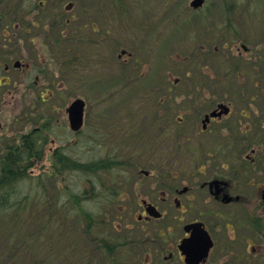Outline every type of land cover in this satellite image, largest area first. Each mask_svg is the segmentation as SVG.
<instances>
[{
	"label": "flooded vegetation",
	"instance_id": "obj_1",
	"mask_svg": "<svg viewBox=\"0 0 264 264\" xmlns=\"http://www.w3.org/2000/svg\"><path fill=\"white\" fill-rule=\"evenodd\" d=\"M25 4L0 0V142L11 148L5 146L11 138L6 111L15 97L17 70L26 107L20 116H34L37 105L40 114L15 146L26 151L24 137L31 134L27 146L35 155L25 163L43 165L48 148L55 168L61 148L51 150L48 144L56 139L48 141L45 130L59 124L46 108L55 109L57 93L48 74L52 66L41 62L44 53L55 55L66 72V32L60 31L56 8L49 10L45 1ZM49 20L55 23L51 30ZM250 20L257 22L244 34L230 28L215 41L219 35L208 33L194 47L201 53L198 84L195 94L187 89L181 97L180 110L168 84L153 104L159 116H119V195L105 201L119 209V264H128L124 253L131 251L130 257L137 256L129 264H264V16L254 12ZM183 65L194 61L185 57ZM86 117L79 129H71L67 116L64 127L72 134L84 127L90 135L106 130L103 117ZM125 216L133 222L124 223Z\"/></svg>",
	"mask_w": 264,
	"mask_h": 264
},
{
	"label": "rangeland",
	"instance_id": "obj_2",
	"mask_svg": "<svg viewBox=\"0 0 264 264\" xmlns=\"http://www.w3.org/2000/svg\"><path fill=\"white\" fill-rule=\"evenodd\" d=\"M12 1L18 2L19 0ZM20 1L26 3L27 8L31 7L35 1H45L47 6H51L49 10L57 9L58 12L53 13L58 15L59 28L66 32L62 41L69 47L66 54L60 52L61 56L62 54L65 55V59L80 58L81 54L78 53L80 34L86 40H94L99 36L102 38V60L98 62L92 60L91 66L88 62L87 66L79 70L81 76L72 73L70 76L62 75L61 63L57 62L55 55L51 56L49 53H44L42 56L44 61L41 62L45 67L52 66L53 68L48 74L54 78L55 82L52 87L55 91L54 94L57 93L52 101L55 109L46 108L48 109L47 114L54 119L57 118L59 122L53 129L45 130V133H48V141H51L52 138L56 139L54 143L48 144L51 146V150L60 146L61 151L58 152V166L52 168L53 153L46 148L47 158H45L43 165L35 164L29 168V173L32 178L39 180L41 193H45L46 206L44 208L49 209L54 201L58 203L60 200L63 201V208L73 211V217L69 223L76 224L74 228L79 233L82 232L83 225V217L81 216L83 213L81 212L87 216L98 218L96 222L103 220V225L105 224L104 218L97 211L100 209L98 201L106 198L110 192L119 195V148L115 145L114 135L106 136L101 139V141L106 139V142L99 144V139L96 136L87 134V127L75 134L69 132L64 127L65 124H68L65 108L69 102L80 97L85 101L86 119L94 120L103 117L107 121L116 116L119 117V108L124 105V99L134 95L138 88L153 90L152 93L157 95L153 98V105L164 94L165 87H168L169 84L173 89L171 93L177 98L174 100L176 108L180 110L183 103L181 97L188 93L187 89L194 94L196 93L194 86L198 84L197 71L200 69L197 67L200 65V61L197 63V59L201 58V53H198L199 51L194 47L198 49L199 41L202 38H208V33L219 35L214 37L216 38L215 41L223 40L222 38L227 37L233 28L244 34L252 26L251 22H257L250 20L254 16V12L258 18L264 16V0L263 3H261L262 0H203L202 7H194L191 4L192 0H120L119 8L114 7L112 0ZM249 13L253 16H249ZM48 22L46 27L51 30L55 23H52L51 20ZM116 29L119 32H116ZM107 30H114L117 34L115 35V32L114 35L107 33ZM11 43L14 44V42ZM52 54L54 53L52 52ZM185 57L192 59L194 65L184 66ZM94 58L96 59V56ZM3 60L4 58L0 55V63ZM0 72H2L1 66ZM84 73L85 76H83ZM175 78L179 80L177 84L174 82ZM12 80L16 81L14 84L12 83L15 97L12 98L9 110L6 111V114H10L7 121V132L11 138L5 141V146L10 145L11 150L14 149L15 145L22 144L19 141L20 134L29 132L36 126L40 114L38 109L40 106L37 105V109L32 112L34 116H20L26 111V107H24V95L20 94L23 85L18 83L19 72L17 70L12 71ZM57 82L59 85L56 84ZM183 82L187 83L183 84ZM61 83H63L62 87L60 86ZM14 85L17 87L15 88ZM36 103L41 105L40 101ZM188 104L190 108L193 107V103L188 102ZM141 107V110H144L146 108L145 103L139 106L138 111ZM135 109L137 111V108ZM194 111L196 112V109ZM187 113H192V109ZM105 126L107 128V122ZM104 134L105 131H102V136ZM117 141L119 143V138ZM2 146L3 143L0 142V161L5 159L9 150L2 148ZM115 155L118 157L116 158ZM107 156L110 158L108 159ZM111 158L113 159L110 160ZM99 159H108L104 162L106 167L92 168L93 164L102 165V163L101 165L98 164ZM70 162L76 165L75 168L80 166L82 169L86 166L88 169L74 170V167L71 168ZM129 170L131 171L130 168ZM107 172H112L111 174H115L116 177L109 179L108 175L105 174ZM99 174L101 175L100 178L97 176ZM127 176H131L130 172H127ZM23 182L28 183L27 180ZM92 193H95L98 198H91L90 194ZM115 199L117 200L116 196ZM115 203L109 205L112 208L106 207L105 211L107 209L118 211L117 216L113 211L107 212L109 215L107 217L112 223L118 225L119 209L114 205ZM123 218L124 223L133 222L131 216ZM40 227L41 225L37 223L31 227L29 232L27 231L28 228L24 230L22 226L23 232L14 240L6 241L7 245H4V239H0V245L3 246L0 251V257L3 258H0V261H4L6 264H36L39 262L40 257L45 256V244L49 246L50 242L43 239L38 242L26 243L25 241L24 243V233L25 231L36 233L40 231ZM106 229L108 228L99 226L95 228V231L101 234ZM121 233L119 232V237ZM115 234L111 231L110 236ZM56 238H61L60 230ZM57 241L59 246L51 244L54 249H50V252L55 251L57 253L58 248L60 250L61 241ZM82 241L84 247L87 248L93 243L87 239ZM22 245L29 246L30 249L27 250L29 254L26 251L24 253L25 249ZM20 252H23L24 256L21 259L14 258ZM131 252L124 253L127 258L124 260L128 264L131 261L136 262L137 253L130 257ZM143 252L144 249L139 250L138 256L142 258ZM93 259L92 264H119L118 256L107 258L103 254ZM54 262L59 264L56 259Z\"/></svg>",
	"mask_w": 264,
	"mask_h": 264
},
{
	"label": "trees",
	"instance_id": "obj_3",
	"mask_svg": "<svg viewBox=\"0 0 264 264\" xmlns=\"http://www.w3.org/2000/svg\"><path fill=\"white\" fill-rule=\"evenodd\" d=\"M112 1H114V7L119 8V4H121L120 0ZM117 26L119 28V22ZM60 31L62 32L63 29H61ZM114 32V30H107V33L113 35ZM116 32H119V30L116 29ZM116 32L115 35L117 34ZM82 36V34H80L79 36L80 48L78 49V53L81 54L80 58H66V72H62V74L64 75L70 76L72 73L76 76H81L79 74V70L87 66L88 62L91 66L92 60H96L97 62L99 60H102V38H100L99 36L94 40H86L83 39ZM94 56H96V59L94 58ZM85 75L86 74L84 73L83 76ZM152 91L153 90L147 88H138L134 95L124 99V105H121V107L119 108V116H159L157 109L152 105L154 98ZM156 96L157 95L155 94V97ZM162 101L163 100L161 99V102ZM144 103L146 108H144V110H141V107L138 111L139 106ZM135 108H137V111ZM101 134H99L98 136H94L101 140ZM109 135L115 136V145L117 146V148H119V143L117 141L119 138L118 116L113 119L107 120V128L105 130V134L104 136H101V138L103 139ZM31 142V134L26 135L24 137V145L25 147H27V150L22 151V146H14V150L10 151L6 155L5 159L1 161L0 239H4V245H7L6 241L14 240L23 232L22 226L24 230L28 228L27 231L30 232L31 227L39 223L41 225L40 231L36 233H28L25 231L24 233V243L25 241L26 243H29L30 241L38 242L43 239H46L48 240V242H50L49 246H47L46 244L44 246V250L46 251L45 256L40 257L39 255L40 260L39 262H36V264H55V259L59 261V264H92L94 257H98L99 255L103 254L107 258H110V256H112L113 258H116L118 256L119 258V228H117V224H113L110 218H108L109 215H107V212L113 210L107 209L105 211V208L111 205H106L105 201L113 199L115 194L110 192L106 198L100 199L98 201L100 209H97V211L102 214L101 217L104 218L105 224L102 225L103 220H98V222H96L98 218L87 216L84 212H81L83 213L81 214V216L83 217L82 232H76L77 230L76 228H74L76 224L74 225L72 223H69V221L73 217V211H68L63 208V201L60 200L61 202L59 201V203L54 201L51 203L49 209L44 208L46 206V200L44 196L45 193H41V185L39 180L30 176L29 168L32 167L30 166V163H25L26 161H31L32 154L33 156L35 155L34 152H31L30 146H27V144L31 145ZM104 142H106V139L104 140ZM112 146L114 145L112 144ZM107 157L108 159L110 158L109 156ZM115 157L117 158L118 155H115ZM108 159H99L98 164L101 165L102 163V165L97 166L93 164L91 167L102 168L105 166L104 162H106V160ZM112 159L113 158H111L110 160ZM70 164L71 168L74 167V170L80 169L83 171V169H88L86 166H81L83 167L82 169L80 168V166L79 168H75V164L71 162ZM111 173L112 172H107L105 174L108 175L109 179H114L116 175H112ZM97 176L99 178L101 177L100 174ZM25 180H27L28 183L23 182ZM3 190H6L7 192L5 191V193H3ZM109 208H112V206H110ZM113 212L117 216V210ZM107 221L109 222L106 223ZM99 226H104L108 229H106L104 233L98 234L95 231V228ZM59 230L61 235L60 239L56 238ZM111 231L116 234L110 236ZM83 239L90 240V242L93 243L88 248L85 246V248L82 241ZM57 240L61 241L60 250L58 248L57 253L55 251L50 252V249H54V247H52L53 244H57L59 246ZM123 240L126 241V238L124 237ZM25 246L26 245H22V247L25 249L24 253L26 251V253L29 254L27 250L30 248L28 245L26 247ZM41 246L43 247V245ZM2 247L3 246L0 245V251L2 250ZM23 256V252H20L17 256L15 255L14 258L16 257L17 259H21ZM0 264L6 263L4 261H0Z\"/></svg>",
	"mask_w": 264,
	"mask_h": 264
},
{
	"label": "water",
	"instance_id": "obj_4",
	"mask_svg": "<svg viewBox=\"0 0 264 264\" xmlns=\"http://www.w3.org/2000/svg\"><path fill=\"white\" fill-rule=\"evenodd\" d=\"M202 2L203 0H192L191 4L194 7H198L202 5ZM84 106L85 102L81 98H76L66 109L70 125L73 129H78L82 125Z\"/></svg>",
	"mask_w": 264,
	"mask_h": 264
},
{
	"label": "bare ground",
	"instance_id": "obj_5",
	"mask_svg": "<svg viewBox=\"0 0 264 264\" xmlns=\"http://www.w3.org/2000/svg\"><path fill=\"white\" fill-rule=\"evenodd\" d=\"M73 100H74V99H73ZM73 100H72V101H73ZM72 101H71V102H72ZM71 102H70V103H71ZM70 103H69V105H70ZM69 105H68V106H69ZM70 128L73 129V128L71 127V125H70ZM10 151H12V150L9 149V150H8V153H9ZM31 152L33 153V151H31ZM8 153H7V154H8ZM32 157H33V154L31 155V158H32ZM1 163H2V162L0 161V167H1ZM5 191H6V190H3V193H5ZM6 192H7V191H6ZM8 193H9V192H8ZM90 195H91V198H93V199H97V198H98V196H97L95 193H92V194H90Z\"/></svg>",
	"mask_w": 264,
	"mask_h": 264
}]
</instances>
